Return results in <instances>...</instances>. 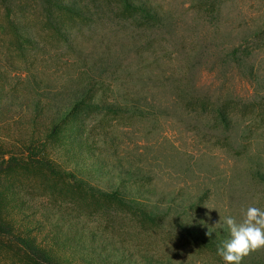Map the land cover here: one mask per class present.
Instances as JSON below:
<instances>
[{
  "label": "rangeland",
  "instance_id": "1",
  "mask_svg": "<svg viewBox=\"0 0 264 264\" xmlns=\"http://www.w3.org/2000/svg\"><path fill=\"white\" fill-rule=\"evenodd\" d=\"M64 1L78 14L0 0V159L18 160L2 177L7 218L64 264L108 247L224 264L188 232L223 242V229L207 235L220 217L264 209V0ZM0 264L34 263L0 235ZM242 264H264V249Z\"/></svg>",
  "mask_w": 264,
  "mask_h": 264
},
{
  "label": "trees",
  "instance_id": "2",
  "mask_svg": "<svg viewBox=\"0 0 264 264\" xmlns=\"http://www.w3.org/2000/svg\"><path fill=\"white\" fill-rule=\"evenodd\" d=\"M50 1L53 7H55L57 11L60 13L74 14V15L78 14V9L76 8L75 5L66 3L64 0H50ZM125 6L128 9L139 10L143 14L142 19L144 21V24L147 25V27L149 26L150 22L157 24H161L162 22L155 12L148 10L146 7L142 6L141 4H138V6L126 4ZM107 110L113 112L122 111L121 109L114 110L109 106L107 107ZM141 112L143 113V111ZM219 114L221 116V122L224 126L225 134L229 133L234 127L233 120L224 111H220ZM54 127L56 129V126ZM51 134L57 135V132L53 131ZM15 162L18 163V160L14 158H11L9 160H5L4 158L0 159V235L14 238L15 241L18 243V245L27 253L28 257L33 261L34 264H64L56 255L53 254L52 251L48 250L41 243H39L36 238L31 236V232H26V233L22 232L21 229L17 227L16 224L17 222L10 221L6 216L10 208V200H9L10 191L6 186H3L2 177L5 172L10 170L9 169L10 167H13V163L15 164ZM9 164L10 166L6 168V165ZM53 174H58V173L56 172L54 173L53 171ZM64 175H66V177L73 178L74 182L77 185H80L88 190L89 189L93 190V192L94 193L96 192V194L109 197L118 201H122L123 203L125 202L134 209L136 207H140V210L144 212L143 207L146 206L141 202V200H138V198H129L128 196H126L125 192H123V190L120 188L112 189L110 191L94 188L84 178H80V177L76 178L73 173L65 172ZM260 177L261 180L264 182V174H261ZM188 235L200 241L204 246H208L214 249L215 252H217V248L222 243L221 240L215 238L214 236L205 237L199 235L198 232L194 230H190L188 232ZM96 260L97 262L93 261L89 264H94V262L97 264H154L152 261H148L147 259H142V258L136 259L129 252L126 251L121 252L119 250L117 251L110 247H108V249L106 248L102 250L101 254L98 256V258H96Z\"/></svg>",
  "mask_w": 264,
  "mask_h": 264
},
{
  "label": "clouds",
  "instance_id": "3",
  "mask_svg": "<svg viewBox=\"0 0 264 264\" xmlns=\"http://www.w3.org/2000/svg\"><path fill=\"white\" fill-rule=\"evenodd\" d=\"M214 229H223L229 234L217 248V255L224 264H242L252 252L264 249V209L260 207H247L240 221L232 216L220 217L207 235L210 236Z\"/></svg>",
  "mask_w": 264,
  "mask_h": 264
}]
</instances>
